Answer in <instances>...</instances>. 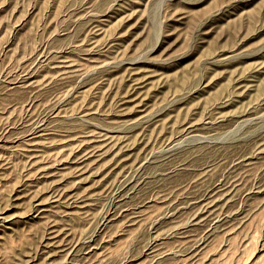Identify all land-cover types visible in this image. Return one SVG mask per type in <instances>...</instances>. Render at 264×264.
<instances>
[{
    "label": "rangeland",
    "instance_id": "374dc122",
    "mask_svg": "<svg viewBox=\"0 0 264 264\" xmlns=\"http://www.w3.org/2000/svg\"><path fill=\"white\" fill-rule=\"evenodd\" d=\"M0 264H264V0H0Z\"/></svg>",
    "mask_w": 264,
    "mask_h": 264
},
{
    "label": "bare ground",
    "instance_id": "6f19581e",
    "mask_svg": "<svg viewBox=\"0 0 264 264\" xmlns=\"http://www.w3.org/2000/svg\"><path fill=\"white\" fill-rule=\"evenodd\" d=\"M223 185V184H222ZM209 192V191H208ZM199 195V194H198ZM193 198H194V196H193ZM217 217V216H216Z\"/></svg>",
    "mask_w": 264,
    "mask_h": 264
}]
</instances>
